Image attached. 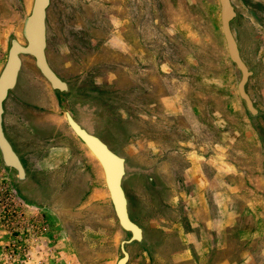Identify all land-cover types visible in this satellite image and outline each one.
<instances>
[{
    "label": "rangeland",
    "instance_id": "1",
    "mask_svg": "<svg viewBox=\"0 0 264 264\" xmlns=\"http://www.w3.org/2000/svg\"><path fill=\"white\" fill-rule=\"evenodd\" d=\"M231 2L238 13L232 33L255 72L246 85L259 111L254 117L238 94L241 74L227 52L218 0L51 1L46 56L68 91H53L34 59L21 57L3 127L27 180L19 182L0 154V264L122 258L121 243L131 235L119 226L102 168L66 113L125 159L123 189L133 181L136 198L152 205L142 224L175 229L185 226L184 214L210 219V205L187 209L190 195L226 198L221 251L199 263L264 264V0ZM32 3L0 0V73L11 40L25 44L22 27ZM120 89L132 97L131 119L113 105ZM213 159L233 172L217 174ZM197 162L199 175L194 169L189 185L181 183L180 171ZM167 239L176 250L171 234ZM136 243L124 245L126 264H152L156 247L145 257Z\"/></svg>",
    "mask_w": 264,
    "mask_h": 264
},
{
    "label": "water",
    "instance_id": "2",
    "mask_svg": "<svg viewBox=\"0 0 264 264\" xmlns=\"http://www.w3.org/2000/svg\"><path fill=\"white\" fill-rule=\"evenodd\" d=\"M52 0H33L30 13L24 20L22 36L25 44L21 45L12 39L7 53L6 63L0 73V154L3 165L16 173L19 182L27 180L23 163L7 139L3 122L5 102L9 93L15 88L22 65V56L34 59L35 66L42 77L49 83L51 89L65 93L68 85L50 67L47 56V13ZM220 6V21L230 61L240 71L241 78L237 85L240 99L244 102L247 111L255 116L258 112L246 91V84L252 72L248 69L240 56L238 45L231 31V22L236 17L231 0H218ZM66 121L76 137L86 146L100 164L106 188L114 208L116 218L122 230L130 233L128 241L121 243L122 258L117 264H126L128 254L124 245L131 242H141L142 229L131 221L128 214V202L123 189L125 176V159L114 153L100 138L88 133L69 114H65Z\"/></svg>",
    "mask_w": 264,
    "mask_h": 264
},
{
    "label": "crops",
    "instance_id": "3",
    "mask_svg": "<svg viewBox=\"0 0 264 264\" xmlns=\"http://www.w3.org/2000/svg\"><path fill=\"white\" fill-rule=\"evenodd\" d=\"M258 111V110H257ZM259 112V111H258ZM215 157V156H214ZM213 157V158H214ZM199 161H205V158L198 157ZM218 159V158H217ZM217 159H213L214 167L216 173H232L233 169L231 166H227V169H224L223 167L219 166V161ZM212 160V159H211ZM218 162V163H217ZM200 162H197V165L195 168L192 166V168H186L184 170V173L187 174L185 177L186 181L184 180V184L187 183L188 177L190 178V172H192L194 169H196V173L199 175V169L201 165ZM218 164V165H217ZM125 167H126V161H125ZM188 172V173H187ZM142 175V173H141ZM139 175V177H141ZM231 175V174H230ZM143 176V175H142ZM124 184V192L127 198L128 202V213L129 217L132 222H134L138 227L142 229V240L140 243H136L140 246L142 249V255L145 257H150V251L152 250L153 246L156 247L155 249V257L150 258L152 264H200L199 260L201 256L203 255H215L218 254L221 251V244H220V238L222 237V231L223 227L226 228L225 220L222 221V218L224 216L223 211L224 209H221V206H226L228 201H226V198L220 200H215L213 198L212 201H204L200 197H191L190 200L187 203V209L188 207H194L195 209L198 206H212L214 214L209 219H201L199 216L193 214L185 215V226L183 227H177L174 225L175 229H168V227L158 226L157 228L150 227L149 223L147 222V225L142 224L143 220L145 219V214H147L150 211V207L152 205H148L143 203V200L140 198H136L134 194V182L131 181L130 184ZM189 185V184H188ZM136 186V183H135ZM227 189H229L230 192H232V186L228 184ZM147 194V191H145ZM162 196V195H160ZM153 197L154 200H158V196L156 191H153ZM165 206H169L166 201L164 202L163 199H161ZM197 200V201H196ZM155 204V203H154ZM233 203H231V199L229 200V206H231ZM176 205V197L172 200V203L170 206ZM190 205V206H189ZM169 206V207H170ZM156 209V206H154ZM183 211H186L185 207L183 206ZM234 212L236 215V210H229ZM185 213V212H184ZM150 217V216H149ZM147 221H150V219ZM222 224V225H221ZM216 226H219L218 228ZM172 235L173 237V243L176 244L178 247L177 249H171L170 243L168 241L169 235ZM219 240L217 241V239ZM205 241V245H203ZM144 243L143 246L141 244ZM169 248V249H168ZM164 254H167L166 262L161 261V257L164 256ZM251 254V253H249ZM261 256L264 257V249L261 251ZM205 258V256L203 257ZM249 258L247 256L245 259ZM202 259V258H201ZM213 264H220V262H213Z\"/></svg>",
    "mask_w": 264,
    "mask_h": 264
},
{
    "label": "trees",
    "instance_id": "4",
    "mask_svg": "<svg viewBox=\"0 0 264 264\" xmlns=\"http://www.w3.org/2000/svg\"><path fill=\"white\" fill-rule=\"evenodd\" d=\"M119 89V88H117ZM149 89H152L151 87H149ZM126 89H120L118 91L119 95L114 97V102H113V105L118 108V109H122L124 110L127 114H128V119H131V117L129 116V107H128V104H131V101H132V97L130 95H128L126 93ZM197 116V119H199V115H196ZM165 120H168L166 117H164ZM179 120L182 119L183 122H185V118L181 117V118H178ZM178 120V121H179ZM185 124V123H183ZM181 130V129H180ZM183 132V129L181 130ZM184 133V132H183ZM177 140V139H176ZM175 140V142H176ZM181 140H186L185 138H182ZM181 140H178L177 142H183ZM155 154V153H154ZM186 169V168H185ZM185 169H182V171H180V175H181V183L184 184V180H183V175H184V170ZM143 174V173H142ZM154 183V179H151V183L150 184H153ZM155 185V184H153ZM231 230V227L229 226V229H227L226 231H230Z\"/></svg>",
    "mask_w": 264,
    "mask_h": 264
},
{
    "label": "flooded vegetation",
    "instance_id": "5",
    "mask_svg": "<svg viewBox=\"0 0 264 264\" xmlns=\"http://www.w3.org/2000/svg\"><path fill=\"white\" fill-rule=\"evenodd\" d=\"M232 3V2H231ZM233 5V4H232ZM234 7V6H233ZM234 10H235V13H236V17L233 19V20H235L236 18H237V16H238V13H237V11H236V8L234 7ZM233 22V21H232ZM231 22V23H232ZM46 25H47V23H46ZM251 28L253 29V31L256 33V36H257V33L258 32H256V27L255 26H251ZM232 31V30H231ZM233 32V31H232ZM233 34V33H232ZM234 36V35H233ZM235 40H236V43H237V45H238V49H239V52H240V56H241V58H242V60H243V57H242V52H241V46H240V44H239V42H238V40L235 38ZM244 61V60H243ZM245 63V62H244ZM247 66V65H246ZM249 69V68H248ZM250 70V69H249ZM251 72H252V76L253 75H255V72L254 71H252V70H250ZM251 77V76H250ZM249 77V78H250ZM248 81H249V79H248ZM248 83V82H247ZM247 85V84H246ZM247 91V90H246ZM249 95V94H248ZM250 96V95H249ZM251 98V97H250ZM252 100V99H251ZM253 102V101H252ZM254 105V104H253ZM254 108H255V106H254ZM256 109V108H255ZM257 110V109H256ZM258 112V111H257ZM259 113V112H258ZM258 113L256 114V115H258ZM255 115V116H256ZM254 117V116H253ZM12 145V144H11ZM13 147V146H12ZM14 149V148H13ZM18 155V154H17ZM20 158V157H19ZM21 160V159H20ZM22 162V161H21ZM129 214V213H128ZM130 218V217H129Z\"/></svg>",
    "mask_w": 264,
    "mask_h": 264
}]
</instances>
